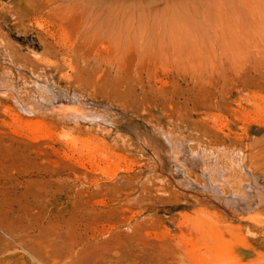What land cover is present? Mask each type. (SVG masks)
I'll list each match as a JSON object with an SVG mask.
<instances>
[{"label":"rangeland","instance_id":"1","mask_svg":"<svg viewBox=\"0 0 264 264\" xmlns=\"http://www.w3.org/2000/svg\"><path fill=\"white\" fill-rule=\"evenodd\" d=\"M245 15L0 0V264H264V19Z\"/></svg>","mask_w":264,"mask_h":264},{"label":"bare ground","instance_id":"2","mask_svg":"<svg viewBox=\"0 0 264 264\" xmlns=\"http://www.w3.org/2000/svg\"><path fill=\"white\" fill-rule=\"evenodd\" d=\"M241 6L245 8L246 15L251 20H259L264 19V0H239ZM228 26L223 29V31H227ZM239 30L236 31L238 33ZM29 113H32L29 111ZM19 240H21L22 236L19 234H15ZM2 264V263H1Z\"/></svg>","mask_w":264,"mask_h":264}]
</instances>
